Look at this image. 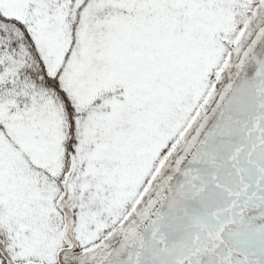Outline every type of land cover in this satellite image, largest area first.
Wrapping results in <instances>:
<instances>
[{
	"label": "snow or ice",
	"instance_id": "6c2138e0",
	"mask_svg": "<svg viewBox=\"0 0 264 264\" xmlns=\"http://www.w3.org/2000/svg\"><path fill=\"white\" fill-rule=\"evenodd\" d=\"M0 264H264V0H0Z\"/></svg>",
	"mask_w": 264,
	"mask_h": 264
}]
</instances>
